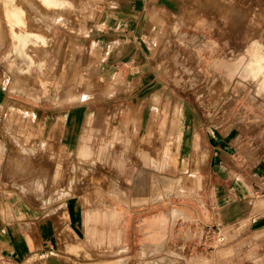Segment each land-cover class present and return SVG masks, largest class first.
<instances>
[{"label":"rangeland","instance_id":"rangeland-1","mask_svg":"<svg viewBox=\"0 0 264 264\" xmlns=\"http://www.w3.org/2000/svg\"><path fill=\"white\" fill-rule=\"evenodd\" d=\"M0 1L9 5L5 8V4H0V25L4 26L0 32H8L0 40V194L19 204L22 212L44 215V222L38 224L44 237L47 232L43 228L51 225L49 218L57 214L64 221L56 224L54 237L43 240L38 247L29 239L34 225L22 219L23 214L19 215V220L8 226L28 238L31 252L21 262H11L4 258L9 251L0 243V264L88 261L124 264L123 240L115 247L117 252L105 253L107 248L99 246L94 238L93 215L84 224L85 232L79 235L69 221L67 202L79 205L85 202L90 212L97 194L108 201L142 203L162 194L158 189L164 179L183 182L191 174L194 177L188 186L194 187L201 178L194 172L204 160L195 151L187 155L186 149L197 147V143L192 141L187 145L179 139V132L173 137L165 131L166 124L167 130L169 125L178 129L185 119L208 120L214 126L205 131L201 145L216 154L208 166L223 169L225 174L210 178V182L214 184L222 178V182L235 184L238 190L213 193L216 199L224 194L230 195L231 201L246 200L243 217H249L252 223L245 234L233 240L229 239L235 232L223 225L197 230H182L177 225L173 240H180L182 251L176 252L194 264L206 263L203 255L207 248L218 252V264H264V67L260 73L248 68L251 61L257 60L264 66V0H172L169 8L158 9L160 15L156 18L157 22L169 23L172 33L182 29L179 42L172 43L166 51L141 42L139 47H131L133 51L127 56L120 52L124 46L106 44L105 37L112 33L109 28L102 33L91 26L101 17L104 6L124 0H61L63 5L57 8L55 5L51 8L52 4L44 0L41 4L32 0V7L23 0H12L13 4L11 0ZM15 7L22 11L25 20L14 11ZM14 17L21 18L18 21L22 30L30 29L46 38L44 45L37 43L41 45L36 56L43 60L41 67L25 74H30L27 84L38 86L40 80L45 81L47 97L37 99L21 89L19 78L25 74L19 76V67H24L28 59L15 52L14 40L8 39L11 35L6 23L9 21L10 25L11 19L16 21ZM195 29L197 34L190 31ZM81 40L91 41L93 45L83 46ZM247 68L253 77L256 74V80L250 79L252 75ZM110 84L113 90L108 93L105 89ZM78 91L87 95L63 100L68 93ZM83 106L87 107L86 115L82 121L75 122V137L67 148L64 127L56 115ZM91 109H96L95 115L90 113ZM154 109L164 119L147 126ZM136 119L140 120L141 130L133 142ZM86 129L91 135L89 150L80 159L78 146ZM145 129L147 132L143 134ZM42 143L43 148L39 147ZM118 150L123 153L121 166L113 160L118 157ZM10 157L24 160L27 164L24 172L15 166L6 168ZM142 170L153 180L143 190L134 191V182L141 179ZM112 181L128 189L126 199L109 191ZM21 187L25 192L20 191ZM65 189L68 193L62 195ZM187 192L183 189L180 194ZM102 201L103 204L100 200L97 204L101 207L108 204L104 198ZM259 202L261 205L253 210ZM240 204L238 210L244 205ZM67 243H79L85 249L68 250ZM191 244L193 253L188 248ZM90 248L96 249L97 255ZM173 248L164 240L159 247L143 248L140 255L137 253L141 249L135 247L130 257L138 264H147L150 259L157 262V258L164 256L162 252L170 253ZM85 251L92 255L85 256ZM157 253L154 258H147ZM175 260L169 259L171 264Z\"/></svg>","mask_w":264,"mask_h":264},{"label":"crops","instance_id":"crops-1","mask_svg":"<svg viewBox=\"0 0 264 264\" xmlns=\"http://www.w3.org/2000/svg\"><path fill=\"white\" fill-rule=\"evenodd\" d=\"M172 5V0H124L117 2L112 6H104L99 14L101 19L95 18L96 20L91 24V26L95 27V31L97 30L102 33L109 28L112 33H109V35L105 37L107 38L106 44L109 43L111 46L116 47L120 46V48L121 46H124V50L120 51L124 56L129 55L133 51L132 49L130 50L131 47H139L141 42H145L147 45L151 44L157 48L165 49L166 51L172 43L176 45V42H179L178 37L180 36L182 29L179 28L177 30L178 32L172 33L173 30L171 29V25L165 20L161 23L157 22L156 15H160V12H158L159 8L166 9ZM190 31H196L195 34L198 32L196 29ZM81 44L89 47L93 45L91 41L87 40H81ZM72 94L86 96L87 92L78 91ZM69 95L70 94L68 93L67 98H63V100L69 99ZM95 110L96 109H91L90 113L95 115ZM86 111V106H83L82 108L73 107L68 109L67 113L56 115L59 123H61L64 127L65 147L70 148L71 142L75 137V122L77 124V121H82L86 115ZM30 116L32 118H36L35 114H30ZM163 119L164 117L161 118L158 110L154 109L152 112V118L147 126H150V124L156 121H163ZM135 123L136 138L133 142L137 141V137L139 136L141 130V126L139 125L140 120L136 119ZM125 124L126 123L123 122V128H125ZM167 127L168 124H166V128ZM208 127H214L208 120L196 122L185 119L182 124L178 125V129H171L170 125L168 130L165 128V131L173 137H175L176 133L179 132V139L187 145H189L192 141L197 143V147H187V149L185 147L187 155H190L195 151L196 154L204 160V162L200 165V168L194 172L195 174L201 175L200 181L195 183L194 187L192 185L188 186V182L191 183V180L194 177V175L191 174L189 175L190 177L184 179L183 182H175L170 179H164L163 186L158 189L162 194H158L156 199L142 203L125 204L122 202H115L113 200L108 201L109 199L107 200L103 197V195L99 194L98 196L97 194V196H94L96 204H94L93 211L91 212L87 210L85 202H83L82 205H79L69 200V202H67V212L70 215L69 221L72 223L74 230L79 235L83 234L85 232V222H89L90 215H93L94 238H96V242L99 246L103 245L107 248L105 253L112 254L117 252L115 247L120 245L123 240V245L126 250L124 252L125 256L121 260L122 262L123 260L125 261L124 264L139 263L138 261H135L133 256L130 257V253L133 252L135 247L141 249V251L139 250L137 253V255H140L143 252V248L148 247L150 250L156 248L155 246L157 245L159 247L164 240L170 247H174L173 250L170 253L162 252L164 253V256L157 258V262H153L154 260L150 259L147 264H161L160 262L163 264H171L172 262L169 261L170 258L176 259L174 264H194L179 253L182 251L181 246H179L180 240H173L175 238L174 233L176 232L175 227L177 225H179L178 229L182 230L185 228L197 230L203 227L211 228L223 225L227 230L230 231L232 228L233 233L235 232L229 240L239 238L245 234L246 229L252 223V220H250L249 217H243V214L247 211L246 200L239 202L238 199L236 202L234 199L231 201L230 195L224 196V194H219V198L216 199L213 193L214 191L237 192L238 187L235 184L230 185L229 182H222V178L219 180L217 179V183L212 184L210 182V178L218 175L223 176L225 173L223 169L218 170L215 166H208V162L216 157V154L212 153L209 148H206L205 146L202 147L201 145L204 140V133L208 130ZM146 132L147 130L145 129V133L143 134H146ZM90 137L91 135L89 134V131L87 133L86 129L80 138L79 146L80 144H84L86 147V153H88L89 150ZM43 146L44 144L42 143L39 147L43 148ZM22 149L20 148V150ZM213 150H215V148H213ZM117 152H119L118 157H114L113 160L117 163L116 165L121 166L123 153L121 150H118ZM85 156L78 157L83 159ZM11 166L17 167L22 172H24L27 168V164L24 163L23 159L15 157H10L7 160L6 168H10ZM139 175L141 176V179L139 180L137 178L135 180L133 185L134 191L143 190L147 183L152 179L149 173L144 170L140 171ZM19 189L21 192H25L22 187ZM183 189L188 191L187 194H180ZM109 191L123 199L127 198L128 189L121 187L115 183V181L111 182ZM174 192L179 193L180 195H174ZM67 193L68 189H65L62 195ZM133 197L137 198L136 195H133ZM103 198L105 199V202H108V204H104V206L101 207L97 204V201L100 200L102 202L101 204H103ZM116 198L117 197H115V199ZM116 200H118V198ZM240 203H243L245 206H240V210H238ZM260 205V203L255 204L253 206V210ZM18 206L20 205L15 201L12 203L4 194H0V243L2 246H6L9 251L8 254L4 255V258L16 263L24 260V258L31 252L27 246L28 238L23 236L21 233L19 234L18 232L12 230L11 226H8L11 223H16L19 215L22 216L23 214L22 219L34 225L35 228L30 232L31 235L29 239L38 247L41 245L43 240H48V238L52 239L54 237L57 230L56 224L64 222L61 215L59 216L56 214L49 218L47 221L49 222L48 224L51 225L50 227L45 226L46 228H43L44 231L47 232V236L44 237L39 230L40 228H38V224L44 222L42 219L44 215L32 211L29 213L26 211L22 212V208ZM17 208H19V210ZM245 218L248 219L246 224L238 226ZM133 224L137 227H134ZM235 226H238V228L235 229ZM135 231L137 232V235L134 234ZM96 233L98 234L96 235ZM7 241L11 243L10 248L8 246L9 242ZM188 248H190V253L195 251L192 244L191 246H188ZM66 249L84 250L85 248L84 245L79 243H67ZM90 250L91 253L97 255L96 249L90 248ZM177 250H179V252H176ZM206 250L207 251L203 255L206 259L205 264H218V252L208 250V248ZM84 255L91 256L92 254L90 255L88 251H85ZM156 255H158V253L147 256V258H154ZM116 260H118V258ZM82 264L118 263L117 261L110 263L88 261Z\"/></svg>","mask_w":264,"mask_h":264},{"label":"bare ground","instance_id":"bare-ground-1","mask_svg":"<svg viewBox=\"0 0 264 264\" xmlns=\"http://www.w3.org/2000/svg\"><path fill=\"white\" fill-rule=\"evenodd\" d=\"M34 1V0H33ZM32 0H23V2L28 6V7H32L33 5H34V2H33ZM40 1V4L42 3V2H46V3H48L49 2V4L51 3L52 5H51V8H57L56 6H62L63 5V2L61 1V0H44V1H42L41 2V0H39ZM8 2H9V0H8ZM19 2V1H18ZM17 2V3H18ZM64 2H66V0H64ZM68 2H69V0H68ZM3 2H1L0 1V4H2ZM6 2H4L3 3V6H4V4H5ZM10 4H13L12 3V0H11V2H10ZM15 4V3H14ZM38 4V3H37ZM45 4V3H44ZM68 4V3H67ZM53 5H55V6H53ZM65 5V4H64ZM6 6H7V4H5V8H6ZM9 6V5H8ZM8 6H7V8H8ZM14 6V5H13ZM22 6V5H21ZM46 6V5H45ZM53 6V7H52ZM1 7H2V5H1ZM11 7V6H10ZM17 7H19V5L17 6ZM24 7V6H23ZM27 7V8H28ZM44 7V6H43ZM26 8V9H27ZM47 8H50L49 6H47ZM60 8V7H59ZM1 9H4L3 7L1 8ZM14 9V11L15 10H17L18 8H13ZM21 9V8H20ZM25 9V10H26ZM6 10H8V9H6ZM9 10H11L10 8H9ZM19 10V9H18ZM18 10H17V12H18ZM22 10V9H21ZM20 10V11H21ZM4 11V10H3ZM13 10H12V15H13V12H14ZM1 12H2V10H1ZM5 12V11H4ZM17 12H16V14H17ZM7 13V12H6ZM6 13L5 14H3V16H5L6 15ZM11 13V12H10ZM18 13H20V12H18ZM21 13H22V11H21ZM20 13V15H21V17H22V15H23V13L21 14ZM26 14V13H25ZM10 15V14H9ZM19 15L17 14V17H18ZM9 17H11V16H9ZM13 17V16H12ZM17 17H14V18H17ZM7 18V16L5 17V19ZM13 18V19H14ZM24 20H25V18H24V15H23V17H22ZM4 19V18H3ZM21 19V18H20ZM20 19H18L17 18V20L16 21H12V19L10 20V18H8V20H10L11 21V23H10V25H8L7 23H9V21L6 23V25L7 26H9L8 28H9V32H10V34H9V36L11 35V37H8V39L9 38H12L13 40H14V47L13 46H11V47H13L14 48V51L15 52H17V53H19V54H21V55H23V56H26L27 57V59H28V63H26L25 65H24V67H19L18 69H19V76L22 74V76L25 74V73H30L31 72V70L33 69V68H37V67H41V65H42V63H43V60L42 59H36V56L40 53L39 51H40V49H41V45H44V43H45V39L46 38H43V37H41V36H43V35H41L40 36V34H36V32L34 33L33 31H31L30 29L29 30H25V28H24V30H22L21 28H19V24L21 23V21H18V20H20ZM22 19V20H23ZM27 20H29V19H27ZM6 21V20H5ZM23 22V21H22ZM0 23H1V21H0ZM25 24V23H24ZM24 24H23V26H24ZM22 26V25H21ZM20 26V27H21ZM26 26H28V24L26 25ZM25 26V27H26ZM1 28H4V26H2V24L0 25V30H1ZM7 28V29H8ZM23 28V27H22ZM29 28V27H28ZM6 29V30H7ZM35 31V30H34ZM7 32V31H6ZM8 33V32H7ZM7 33H5L4 31H3V34H2V32H0V40H1V36L2 37H5L6 35H7ZM10 40V39H9ZM12 40V41H13ZM9 43H11V41H9ZM37 43H40L41 45H39V44H37ZM263 43V42H262ZM13 44V43H12ZM35 44H37V45H35ZM251 44V43H250ZM10 46V45H9ZM256 47V46H255ZM251 49H252V47H251ZM250 50V49H249ZM258 50H259V48H258ZM251 52H252V50H251ZM8 54V53H7ZM13 54V53H12ZM15 54V53H14ZM13 54V55H14ZM259 55V54H258ZM17 56V55H16ZM253 57V56H252ZM255 57V56H254ZM259 58H261V57H259ZM250 59V58H249ZM257 59H258V56H257ZM256 58H255V60H257ZM252 60V59H251ZM254 61V60H253ZM263 63V62H262ZM249 64V63H248ZM10 65L12 66V64L10 63ZM264 65V64H263ZM248 66V65H247ZM262 67H264V66H262V64L257 60V61H255V62H252L251 61V63L249 64V67L248 68H251L252 70H253V72H256V73H260L261 71H262ZM248 68H247V70H248ZM244 70L246 69V68H243ZM250 69V70H251ZM249 71V70H248ZM247 71V72H248ZM244 72V71H243ZM250 72V71H249ZM252 72V71H251ZM251 72H250V74H251ZM252 72V73H253ZM245 73V72H244ZM28 75H30V74H25L22 78H19L20 80H21V83H19L20 85H21V89L22 90H24L25 92L24 93H27V94H29V95H31V96H34L35 98H37V99H39V98H42L43 96L44 97H47V92H46V83H45V81L43 82V81H39V85L37 86V85H35V84H33V85H30V84H27V83H29L30 81L27 79V76ZM244 75H246V74H244ZM252 75V74H251ZM18 76V75H17ZM16 76V77H17ZM249 76V75H248ZM250 77V79L253 77V75L252 76H249ZM255 77H256V74H255V76L253 77V79H255ZM18 79V80H19ZM248 79V78H247ZM256 80V79H255ZM254 83H256V81L254 82ZM258 88V87H257ZM15 89V88H14ZM105 90H107L108 91V93H111L112 92V90H113V87H112V84H110L109 86H108V88L107 89H105ZM79 97V94H76V95H73V94H70L69 96H68V98H74V97ZM53 102H55V101H53ZM14 120V119H13ZM16 120V119H15ZM11 123V122H10ZM10 126V125H9ZM0 144H1V141H0ZM87 153H86V147L84 146V144H80V146H79V148H78V156H81V157H83V156H85ZM18 165L20 166V164L18 163ZM259 203H261V202H259ZM247 218H245L238 226H241V225H244V224H246V222H247ZM238 226H235V229H237L238 228ZM182 244V243H181ZM161 245V244H160ZM159 245V246H160ZM185 245V244H184ZM183 245V246H184ZM155 247H158V245L157 246H155ZM172 251V250H171Z\"/></svg>","mask_w":264,"mask_h":264}]
</instances>
